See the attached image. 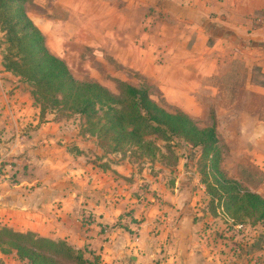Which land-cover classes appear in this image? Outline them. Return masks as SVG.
<instances>
[{
  "label": "crops",
  "instance_id": "crops-1",
  "mask_svg": "<svg viewBox=\"0 0 264 264\" xmlns=\"http://www.w3.org/2000/svg\"><path fill=\"white\" fill-rule=\"evenodd\" d=\"M110 9L108 18L93 21L109 25L110 52L121 68L156 89L166 106L195 121L204 104L214 107L220 134L224 113L242 115L220 108L235 103L226 90L264 99V85L257 83L264 76V0H115ZM255 110L245 113L264 136V104ZM44 121L29 85L0 60V229L98 252L102 264H238L236 253L214 243L213 225H205L213 216L206 206L198 208L200 196L184 201L178 182L172 193L149 179L152 192L139 200L142 180H130L117 166L94 165L93 149L77 130ZM85 210L94 218L89 228L80 221L90 213ZM128 212L145 220L112 226ZM0 264L27 263L0 252Z\"/></svg>",
  "mask_w": 264,
  "mask_h": 264
},
{
  "label": "rangeland",
  "instance_id": "rangeland-1",
  "mask_svg": "<svg viewBox=\"0 0 264 264\" xmlns=\"http://www.w3.org/2000/svg\"><path fill=\"white\" fill-rule=\"evenodd\" d=\"M112 2H115V0H30L27 13L44 34L49 50L54 55L64 59L77 80L99 83L114 94L119 93L120 82L138 88H148L152 98L160 106L171 113L175 112L173 108L163 103L156 89H150L149 85L136 71L130 72L126 67L121 68L114 57V52H110V36L107 35L109 25H96L93 21L95 18H108L107 16L112 15L110 9ZM8 49L9 44L6 35L0 27V60L3 66ZM118 53H123L124 57L131 60L135 58L132 56V52V55L128 52ZM29 91H33L30 86ZM226 91H232L233 96H235V103L223 102L220 108H237V111H241L242 115L240 114L238 115L239 118L232 119V117L226 115L227 113H224L220 120L219 137L225 144H222L224 155L222 168L229 178L241 182L244 187L264 197L263 130L255 125L245 113V111L252 113L256 111L255 107L263 106L264 99L258 96L252 97L248 92L241 94L237 89ZM32 99L41 117L42 106L35 102L33 96ZM211 111L215 113V108L212 107L208 110V105L204 104L201 112L197 113L199 118L197 122L200 127H206L210 124ZM245 118L248 120L246 121ZM42 121L51 123L53 127L55 125L57 127L61 123L60 129L77 130L79 136L86 140L82 141V144H86L88 148L93 149V155L89 157V160L94 165L107 166L108 169H111L110 165L117 166L127 172L129 176H132L130 180H142L143 183H140L142 184L140 187L142 192L137 194L139 200L145 198L146 193L152 192H147L148 186L146 184L149 179L155 180L154 183L157 184L160 182L162 185L165 184V189L172 193H175L174 189L178 182L179 188L182 189L181 192L184 194L182 197L184 201L189 200L194 194L200 196L198 208L204 209L206 206L211 214L210 217L213 216L212 223L205 225L208 227L213 225L214 243L220 247L225 246L230 253H236L238 264H246L244 260L249 262L247 264H264V225L261 222L256 223L255 219L252 218H246L243 222L238 223L228 222L227 218L221 215V210L211 205L210 197L207 192L203 191L206 190V187L202 183L204 161L201 148H193L178 137H171L167 141L151 137L149 140L156 147L154 152L127 148L120 153H114L111 148L101 147L98 138L88 131V125L84 117L63 109L52 110L47 106ZM68 148L73 151L72 154L76 152L74 143H70ZM210 182H212L211 179ZM182 187L187 188L184 191ZM146 201L147 198L144 202ZM148 204H151V202H148ZM85 211L90 213H83L80 221L84 227L89 228L94 224V218L91 211ZM130 214V212L122 214L112 226H128L129 221L140 224L145 220L142 216L139 217L140 221L136 220ZM156 223L161 222L157 220ZM238 225H245V227L239 229L236 227ZM244 236L247 238L246 244L244 243ZM253 250L257 251L256 255L252 254ZM91 253L93 255L85 253V257L91 259L95 264H102L98 252Z\"/></svg>",
  "mask_w": 264,
  "mask_h": 264
},
{
  "label": "trees",
  "instance_id": "trees-1",
  "mask_svg": "<svg viewBox=\"0 0 264 264\" xmlns=\"http://www.w3.org/2000/svg\"><path fill=\"white\" fill-rule=\"evenodd\" d=\"M29 3L0 0V27L9 44L4 66L32 88L35 102L42 106V118L47 106L84 117L88 131L98 138L101 147L114 153L127 148L154 152L156 147L149 138H181L193 148L202 149V183L211 205L233 223L252 218L264 225V197L229 178L222 168L224 142L214 112L210 124L200 127L189 115L179 110L171 113L160 106L148 88L120 82L119 93L114 94L99 83L77 80L67 63L49 50L44 34L28 16ZM257 83L264 85V76ZM0 252L16 253L27 264H95L83 251L64 241L7 228L0 229Z\"/></svg>",
  "mask_w": 264,
  "mask_h": 264
}]
</instances>
